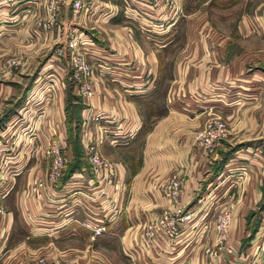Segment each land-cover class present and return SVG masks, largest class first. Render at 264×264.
<instances>
[{
	"label": "crops",
	"instance_id": "1",
	"mask_svg": "<svg viewBox=\"0 0 264 264\" xmlns=\"http://www.w3.org/2000/svg\"><path fill=\"white\" fill-rule=\"evenodd\" d=\"M46 1L0 0V187L6 190L0 264L36 257L264 264V0H179L183 13L174 18L148 0H85L88 12L77 14L65 0L43 32L36 22ZM148 16L158 20L149 37L142 26ZM70 30L85 40L93 65L95 93L88 98L70 82L66 56L54 53ZM42 71L57 77L49 93L35 76ZM210 112L228 129L212 155L192 142ZM50 137L60 143L65 166L36 197L29 186L44 176L42 147ZM88 141L112 163L106 195L92 181ZM174 174L177 201L193 217L175 243L163 235L146 242L143 226L169 204L161 187ZM110 194L118 210L90 240L80 221L94 223L87 211L99 215ZM221 209L231 215L225 241L231 252L208 255Z\"/></svg>",
	"mask_w": 264,
	"mask_h": 264
},
{
	"label": "built area",
	"instance_id": "2",
	"mask_svg": "<svg viewBox=\"0 0 264 264\" xmlns=\"http://www.w3.org/2000/svg\"><path fill=\"white\" fill-rule=\"evenodd\" d=\"M65 0H47L44 4V15L36 22V26L43 32L49 31L53 26L56 16L60 11L61 5ZM158 1L165 10L170 12L171 17H177L180 7L179 0H154ZM90 3L85 0H71L70 10L73 14L79 12H88ZM143 26V25H142ZM143 30L148 31L146 26ZM84 39L80 33L69 31L65 37L61 47L55 49L57 56L65 55L68 61L70 82L73 84L77 94L82 98H88L95 93L96 82L93 79V65L90 58L86 54L84 48ZM8 65L15 64V61L9 59L6 61ZM228 132L227 125L223 117L217 112H210L203 121L201 129L193 135L192 142L208 155H212L220 147L222 141ZM84 153L88 162L89 171L92 175V181L96 191L101 195H106V185L113 184V166L112 163L104 157L99 149L98 143L88 141L84 145ZM42 155L47 161L46 171L44 176L35 179L29 186V189L36 197L41 196L42 191H48L54 186L60 178L65 166V155L62 151L58 140L50 137L42 147ZM1 184V182H0ZM180 186V179L177 175H171L165 182L161 191L169 200V204L153 214L147 219L142 229L143 240L148 242L155 239L158 235H163L170 244L177 241L182 228L193 217V212L182 207L177 199ZM6 190L0 187V216L6 212L1 204ZM105 201L106 207L102 208L100 214L94 216L91 211H87L89 221H80V224L90 230L89 239L93 240L95 236L101 234L105 228V218L109 212L114 214L117 212L115 207V197L110 194ZM230 212L227 209H221L215 214L212 221L214 247H205L204 252L208 255H216L217 251L222 249L230 253L231 248L225 244L228 227L230 224ZM206 228L205 224H201L199 228ZM28 264H73L69 261H64L59 258H44L36 257L31 259ZM99 264V263H95Z\"/></svg>",
	"mask_w": 264,
	"mask_h": 264
},
{
	"label": "rangeland",
	"instance_id": "3",
	"mask_svg": "<svg viewBox=\"0 0 264 264\" xmlns=\"http://www.w3.org/2000/svg\"><path fill=\"white\" fill-rule=\"evenodd\" d=\"M149 2H148V4L150 5V6H152L153 7V9H156L157 8V6H160L162 9H165V7H163L158 1H154V0H148ZM181 7H179V12H178V15L177 16H179L180 14H182L183 13V11H182V9H180ZM153 17V16H152ZM155 17V16H154ZM155 18H151L150 16H148V25L146 26L147 28H148V37L149 36H151L152 34H153V32H154V27L157 25V22H158V20L156 19V20H154ZM144 26V25H143ZM54 53H55V51H54ZM47 55L45 54V56L44 57H46ZM33 74H34V72L29 76L30 78L33 76ZM50 74H52V73H49L48 71L47 72H44V71H42L41 73H39V74H34L36 77L38 76V78H39V80H40V82H41V87H43V89H46L47 90V93H49L50 91H52V89H53V81L55 82V80H56V75H51L50 76ZM50 79H52L53 81H50ZM29 82V80H27V82L26 83H28ZM26 87H25V90H26V88H27V86L28 85H25ZM24 92V91H23ZM27 92V91H26ZM29 93H30V90H29ZM31 94V93H30ZM29 94V95H30ZM19 97H21L20 95H19ZM159 104L160 103H158L157 105V109H158V111H160L161 109H159L160 107H159ZM12 106H8L11 110L14 108V106L16 107L17 106V101L15 100L14 101V104H11ZM76 131V130H75ZM75 133V132H74ZM75 138H76V135L74 134V136L72 137V140H73V143H74V146H75V149H76V151L78 150V146H77V144H76V141H75Z\"/></svg>",
	"mask_w": 264,
	"mask_h": 264
}]
</instances>
